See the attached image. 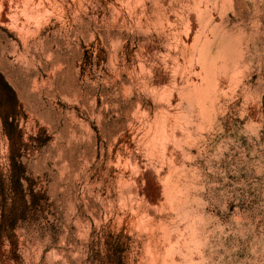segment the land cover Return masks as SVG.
<instances>
[{"label": "rangeland", "instance_id": "374dc122", "mask_svg": "<svg viewBox=\"0 0 264 264\" xmlns=\"http://www.w3.org/2000/svg\"><path fill=\"white\" fill-rule=\"evenodd\" d=\"M178 263L264 264V0H0V264Z\"/></svg>", "mask_w": 264, "mask_h": 264}, {"label": "bare ground", "instance_id": "6f19581e", "mask_svg": "<svg viewBox=\"0 0 264 264\" xmlns=\"http://www.w3.org/2000/svg\"><path fill=\"white\" fill-rule=\"evenodd\" d=\"M200 47V46H199ZM217 76V75H216ZM221 79H222V77H221ZM219 82V81H218ZM200 83V82H199ZM195 85V84H194ZM203 97V96H202ZM181 102V101H180ZM189 232V231H188ZM180 253V252H179ZM184 255V254H183ZM201 257V256H200ZM177 260V259H176ZM184 262V261H183ZM179 264V263H178ZM187 264V263H186Z\"/></svg>", "mask_w": 264, "mask_h": 264}]
</instances>
